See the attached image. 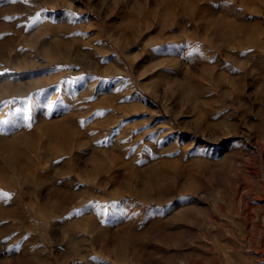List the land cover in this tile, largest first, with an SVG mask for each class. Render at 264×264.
Returning <instances> with one entry per match:
<instances>
[{
	"label": "rangeland",
	"instance_id": "374dc122",
	"mask_svg": "<svg viewBox=\"0 0 264 264\" xmlns=\"http://www.w3.org/2000/svg\"><path fill=\"white\" fill-rule=\"evenodd\" d=\"M0 264H264V0H0Z\"/></svg>",
	"mask_w": 264,
	"mask_h": 264
}]
</instances>
